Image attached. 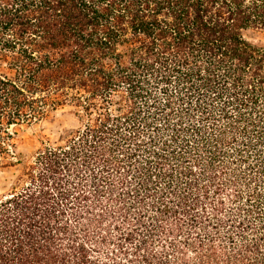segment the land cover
<instances>
[{"label": "trees", "instance_id": "1", "mask_svg": "<svg viewBox=\"0 0 264 264\" xmlns=\"http://www.w3.org/2000/svg\"><path fill=\"white\" fill-rule=\"evenodd\" d=\"M251 30L264 0H0V264H264Z\"/></svg>", "mask_w": 264, "mask_h": 264}, {"label": "rangeland", "instance_id": "2", "mask_svg": "<svg viewBox=\"0 0 264 264\" xmlns=\"http://www.w3.org/2000/svg\"><path fill=\"white\" fill-rule=\"evenodd\" d=\"M245 37L256 46H264V33L260 31H248L245 33ZM4 67V64L0 62V71H4ZM80 125L70 107L60 108L37 124L17 128L14 142L19 153L32 154L45 143L56 141L65 131L74 130ZM11 176V170H0V197L6 194L7 190L4 189L7 185L6 180Z\"/></svg>", "mask_w": 264, "mask_h": 264}]
</instances>
